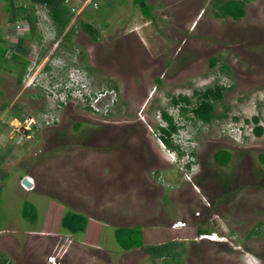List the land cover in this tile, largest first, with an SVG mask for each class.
<instances>
[{"label": "rangeland", "instance_id": "374dc122", "mask_svg": "<svg viewBox=\"0 0 264 264\" xmlns=\"http://www.w3.org/2000/svg\"><path fill=\"white\" fill-rule=\"evenodd\" d=\"M144 1L152 18L142 5L130 9L132 0H93L85 8L82 0H68L61 10L72 34L61 42L46 8L14 1L20 17L9 22L0 1V41L8 49L0 63V133L11 137L0 142V258L13 264H47L50 256L55 264H264V0H245V16L236 21L220 19L215 0ZM71 7L74 13L67 12ZM88 18L100 32L97 42L78 26L83 19L91 23ZM24 23L34 24L44 43L32 39L28 55L21 52L15 63ZM69 69L86 72L94 89L116 88L111 116L103 119L73 100L55 109L58 123L33 135L37 117L60 98L54 83ZM215 85L224 95L215 105L220 118L211 123L173 105L172 98L186 96L193 107L194 93ZM162 111L180 127L170 138L178 150L167 152L161 141ZM220 150L230 154L225 166L213 158ZM28 204L36 222L22 217ZM69 212L86 217L83 233L61 227ZM116 229L131 231L118 242ZM125 244L145 247L125 251ZM163 244L156 256L145 250Z\"/></svg>", "mask_w": 264, "mask_h": 264}, {"label": "trees", "instance_id": "16d2710c", "mask_svg": "<svg viewBox=\"0 0 264 264\" xmlns=\"http://www.w3.org/2000/svg\"><path fill=\"white\" fill-rule=\"evenodd\" d=\"M6 4V7L9 9L10 16L8 18L9 22H15L18 17H20L19 9L15 7L13 0H1ZM33 5H40L47 7L49 9V15L52 20V25L55 28V32L57 36H62V39L65 41H69L71 39L72 30H68L64 36L63 32L65 28L67 27L70 18L66 15V11L63 12L61 9L62 5H64L65 0H31L30 1ZM132 4L135 5H142L141 9L144 12V15H146L148 18H152L150 13V7H148L145 4L144 0H132ZM213 6L217 8V15L220 19L224 18H230L234 21L239 20L245 16V0H215L213 2ZM6 8V9H7ZM22 10V8H20ZM70 9H68L69 11ZM67 11V12H68ZM71 12V10H70ZM72 13V12H71ZM79 28L82 30V32L90 39L91 42H97L100 39V32L92 27L90 24L86 23H79ZM36 33V27L34 24H31L27 30L22 35H18L21 37H26L25 39L18 40L14 43V50L13 54L11 56V61L13 62H19V54L21 52H26V55H28V47L32 39H38ZM27 41V44H23ZM0 63L1 62H7L6 56L8 53V49L4 47L1 44L0 41ZM27 50V51H26ZM45 53V50L42 52ZM27 62L23 63L22 69L24 70L26 68ZM22 78V70H20L19 77L17 80V83H21ZM116 90V88H114ZM223 92L224 88L215 85L212 87H207L206 89L195 92L194 95L197 97L198 102L196 105L191 107V99L186 96H179L178 98H172V102L174 106L182 105L180 107L181 112H191V116L194 120H198L204 124L211 123L212 121L219 119L220 116L216 114V103H219L223 100ZM163 121L167 124L166 128H161L160 132L161 135V141L166 145V147L169 150H178L177 146L172 145L171 143V136L177 133L179 126L177 127L176 124L173 123V120L165 111L161 112ZM254 123H257V118L253 119ZM246 123H248L246 121ZM262 133V128L259 126L255 127V135L257 137H260ZM214 161L221 165L225 166L230 161V154L226 151L220 150L214 155ZM261 161L264 162V157H261ZM22 210V217L24 219L30 220L32 222L36 219V211L35 208L32 205H27L23 207ZM86 217H84L81 214L75 213V212H69L68 214L64 215V217L61 220V227L65 229L68 233H71L73 235L77 233H83L86 228ZM264 226V221L262 224ZM124 231H131L130 229H116L115 230V237L118 241L119 234ZM199 232V231H198ZM201 234H206L204 232H201ZM119 242V241H118ZM165 245H159V246H150L145 248V250L150 255H157L159 253V248L164 247ZM123 250L127 251L130 249L135 248H144L143 246H135L133 244H125L120 246ZM159 258V257H158ZM161 258V257H160ZM0 264H11L4 258H0Z\"/></svg>", "mask_w": 264, "mask_h": 264}, {"label": "built area", "instance_id": "2783aa9c", "mask_svg": "<svg viewBox=\"0 0 264 264\" xmlns=\"http://www.w3.org/2000/svg\"><path fill=\"white\" fill-rule=\"evenodd\" d=\"M71 12L74 13L75 9L72 8ZM46 60L48 61L49 58H47ZM32 63L33 65H35V62ZM49 68L52 69L53 66L50 65ZM74 70L76 71L74 72ZM65 75L66 79L63 82L59 80V82L54 83L55 91L57 92V95H59L60 98L56 97L54 98V100H50V107L42 113V117H37L41 122L33 126L35 129L33 130V135L39 129L47 128L48 126H53L58 123L57 114L54 113L55 109H60L62 106H65L69 101H79L85 106L87 110H89L95 115L101 116L103 119H106L111 116L112 110L117 105L119 100V93L114 88H92V84L87 76V73L80 69H69ZM55 77H58V75H56ZM34 80L35 79L32 78L31 82L33 83ZM30 121L31 125H33L35 122L34 119H30ZM28 122V120L25 121V124L27 125ZM15 130H21V128H16ZM16 131L14 133L17 134L18 137L21 138V140H23V138H26L25 135L27 134V132L25 134H21L16 133ZM33 135H27L28 139L32 138ZM21 140L19 139L16 142H21ZM23 188L28 189L25 186H23ZM47 264H55V257H48Z\"/></svg>", "mask_w": 264, "mask_h": 264}, {"label": "crops", "instance_id": "0c3cea01", "mask_svg": "<svg viewBox=\"0 0 264 264\" xmlns=\"http://www.w3.org/2000/svg\"><path fill=\"white\" fill-rule=\"evenodd\" d=\"M1 1V0H0ZM14 1H16V2H18V4L19 3H21V2H23V1H26V2H30L31 0H14ZM72 2H79L80 0H71ZM91 1H93V0H82V2H85V7H86V5H90V2ZM3 2V1H2ZM66 2H68V0H65V3ZM31 3V2H30ZM14 4H15V2H14ZM32 4V3H31ZM16 6V5H15ZM132 6H133V4H132V2H131V4H130V9H132ZM42 7H44V6H42ZM89 7V6H88ZM16 8H18V6H16ZM46 8V11L49 13V9L47 8V7H44V9ZM73 7H71L70 8V10L72 9ZM70 10L68 11V13L70 12ZM43 11H41V13H37V15L38 16H41V17H43V13H42ZM66 15H68V14H66ZM49 18H50V16H49ZM94 19H96V18H94ZM71 20V19H70ZM88 20H90L91 21V23L90 22H88V21H86V20H82L83 22L82 23H86V24H90L92 27H94L93 26V23H94V20L93 19H91V18H88ZM135 21V19L134 20H131V23H132V25H134V24H136V22H134ZM17 23V22H16ZM79 23H81V21L79 22ZM68 25H69V29H71L72 27H73V24H71V22L69 21V23H68ZM67 25V26H68ZM137 25V24H136ZM28 23H26V28L28 29ZM30 26V25H29ZM95 28V27H94ZM26 29V30H27ZM96 29V28H95ZM41 32V31H40ZM36 33L38 34L37 36L39 37L37 40L38 41H40L41 39L43 40L44 39V37H43V34L41 33V35L38 33V30H36ZM19 35V34H18ZM41 38V39H40ZM41 40V43H44L43 41ZM59 42H61V40H62V38L60 37L59 39ZM39 45H41V44H39ZM3 131V130H2ZM13 134H15V133H13ZM10 135H11V133H10ZM11 136H13V135H11ZM5 139H7L8 141H10L11 140V137L9 136V134L8 135H5V134H2V133H0V142H3L2 140H4V141H6ZM17 144H22V142H16ZM0 145H2V144H0ZM23 176H26V177H28V176H30V174L29 173H24V175ZM23 176H21L19 179H21ZM29 179H30V177H28ZM19 187H20V185H19ZM21 188V187H20ZM22 190V189H21ZM30 221V220H29ZM32 222V221H31ZM34 222H36V219H35V221ZM28 232H30V233H32V231H28ZM41 237H47V234H42L41 233V235H40ZM30 238L32 239L33 238V236L31 237L30 236ZM48 238V237H47ZM43 239V238H42ZM11 242L13 241V240H10ZM45 246V245H44ZM46 246H48L47 245V243H46ZM6 248V247H5ZM6 250H9V242L7 243V248H6ZM8 262H10L11 264H13L12 263V261H9V259H6Z\"/></svg>", "mask_w": 264, "mask_h": 264}, {"label": "water", "instance_id": "95a60500", "mask_svg": "<svg viewBox=\"0 0 264 264\" xmlns=\"http://www.w3.org/2000/svg\"><path fill=\"white\" fill-rule=\"evenodd\" d=\"M21 184L25 186L26 188H29V189L31 188V182L27 178H23L21 180Z\"/></svg>", "mask_w": 264, "mask_h": 264}, {"label": "clouds", "instance_id": "9594fccd", "mask_svg": "<svg viewBox=\"0 0 264 264\" xmlns=\"http://www.w3.org/2000/svg\"><path fill=\"white\" fill-rule=\"evenodd\" d=\"M43 17H44V18H47V16L44 15V14H43ZM17 23H20V22H17ZM24 24H25V29H27V28H26V23H24ZM166 151L169 152V149H167ZM171 151H173V150H171ZM171 153H172V152H171ZM191 158H192V157H191ZM192 161H193L192 159L189 160V161L186 163V166H188V167L191 168V167H192Z\"/></svg>", "mask_w": 264, "mask_h": 264}, {"label": "bare ground", "instance_id": "6f19581e", "mask_svg": "<svg viewBox=\"0 0 264 264\" xmlns=\"http://www.w3.org/2000/svg\"><path fill=\"white\" fill-rule=\"evenodd\" d=\"M180 225V224H179ZM177 228V227H176ZM207 239H209L208 237H207Z\"/></svg>", "mask_w": 264, "mask_h": 264}, {"label": "flooded vegetation", "instance_id": "af4514ba", "mask_svg": "<svg viewBox=\"0 0 264 264\" xmlns=\"http://www.w3.org/2000/svg\"><path fill=\"white\" fill-rule=\"evenodd\" d=\"M27 27L29 28V25Z\"/></svg>", "mask_w": 264, "mask_h": 264}]
</instances>
